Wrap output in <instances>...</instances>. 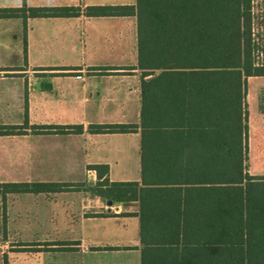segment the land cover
<instances>
[{"label":"trees","instance_id":"obj_1","mask_svg":"<svg viewBox=\"0 0 264 264\" xmlns=\"http://www.w3.org/2000/svg\"><path fill=\"white\" fill-rule=\"evenodd\" d=\"M254 0H136L133 4L0 7V18L136 15L139 123H92L91 133H141V180L112 181L93 164L89 186L114 203L137 200L141 264H264V175L250 174L248 77L264 75ZM25 54L27 44L25 39ZM0 124V135L26 131ZM82 133L83 124L31 125ZM82 182H0V194L79 189ZM78 241L56 242L75 249ZM27 248H48L51 242ZM74 244L75 246H73ZM112 248V247H108Z\"/></svg>","mask_w":264,"mask_h":264},{"label":"crops","instance_id":"obj_2","mask_svg":"<svg viewBox=\"0 0 264 264\" xmlns=\"http://www.w3.org/2000/svg\"><path fill=\"white\" fill-rule=\"evenodd\" d=\"M24 0H0V7ZM29 6L133 4L136 0H26ZM0 18V182H82L65 191L0 194V264H141L139 202H110L89 186L93 164L112 181L141 180V133H91L92 123H139L136 15ZM25 39L27 53L25 54ZM250 174L264 175V75L248 77ZM83 124L82 133L32 126ZM5 233V234H4ZM78 241L75 249L56 242ZM2 241V242H1ZM51 242L48 248H27ZM75 246L74 244H72ZM112 247V248H108Z\"/></svg>","mask_w":264,"mask_h":264},{"label":"rangeland","instance_id":"obj_3","mask_svg":"<svg viewBox=\"0 0 264 264\" xmlns=\"http://www.w3.org/2000/svg\"><path fill=\"white\" fill-rule=\"evenodd\" d=\"M254 6L255 38L258 42V49L262 52L260 53V60L264 61V0H254ZM3 231L2 225H0V232L3 233Z\"/></svg>","mask_w":264,"mask_h":264},{"label":"water","instance_id":"obj_4","mask_svg":"<svg viewBox=\"0 0 264 264\" xmlns=\"http://www.w3.org/2000/svg\"><path fill=\"white\" fill-rule=\"evenodd\" d=\"M111 202V201H110Z\"/></svg>","mask_w":264,"mask_h":264}]
</instances>
